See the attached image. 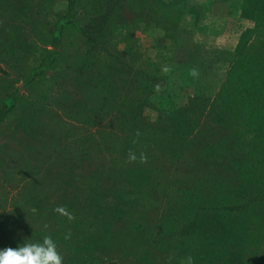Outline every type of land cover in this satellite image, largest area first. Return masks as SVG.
I'll return each mask as SVG.
<instances>
[{
    "label": "trees",
    "instance_id": "trees-1",
    "mask_svg": "<svg viewBox=\"0 0 264 264\" xmlns=\"http://www.w3.org/2000/svg\"><path fill=\"white\" fill-rule=\"evenodd\" d=\"M64 1V10L50 26L47 48L26 71L22 86L47 75L61 60L62 35L74 20L79 0ZM101 1V10L87 20L95 25L85 24L79 33L81 41L70 42L69 49L64 50L70 62L61 68L59 77L65 80L70 72L74 87L86 92L84 99H89L93 108L104 103L110 122L118 119L122 124L119 128L124 130L125 148L135 152L136 131L156 127L154 122L143 125L140 117L155 85L166 79L160 72L162 66L156 64L171 56L179 20L187 14L196 17L200 8L188 4L190 0ZM244 1H259L260 6L246 7L244 15L261 28L264 0ZM129 22L131 26L141 24L156 40L152 56L138 54V49L131 53L116 49L113 29L121 31ZM241 53L242 49L212 101L191 97L184 107L169 109L168 121L162 120L156 128L165 136L160 144L171 155L170 170L180 177H175L173 184L168 178V193L151 181L141 186L140 192L145 189L156 196L157 210L161 205L168 208V213L159 218L163 221L145 222L147 214L143 213L144 220H138L137 213L131 212L124 220L119 215L89 220L91 212L86 216L83 207L91 202L85 201L97 202L100 194L85 190L83 203L87 204L81 210L66 206L74 220L63 215L57 220H42L40 238L28 242L51 235L64 264H168L180 248L189 251L194 264H264V215L259 214L264 212V67L243 59ZM18 91L16 88L0 102V124L12 111ZM191 151L194 154L186 157L184 153ZM152 164L148 160L129 174L153 171ZM113 175L108 174L107 184L114 182ZM117 177L124 178L118 173ZM114 195L119 196L118 189ZM131 207L136 212L137 206ZM69 233L71 238L65 239ZM10 239L1 241L0 248L23 243Z\"/></svg>",
    "mask_w": 264,
    "mask_h": 264
},
{
    "label": "rangeland",
    "instance_id": "rangeland-1",
    "mask_svg": "<svg viewBox=\"0 0 264 264\" xmlns=\"http://www.w3.org/2000/svg\"><path fill=\"white\" fill-rule=\"evenodd\" d=\"M200 2L190 0L188 4L199 6ZM203 2L213 6L210 32L227 31L230 36L224 46L206 50L205 69L200 68L203 73L195 75L192 80L186 73L181 85L176 78L178 73L172 70V59L176 58L174 46L169 57L171 60H158L160 63L156 65L162 66L160 72L166 79L160 84L162 90L154 91L148 97L140 114L143 125L154 122L156 127L136 131L139 134L136 133L134 139L135 153L138 157L143 153L147 159L145 163L137 161L133 164L128 162L124 130L119 128L121 122L119 124L118 119L110 122L104 103L93 108L89 99H84L86 92L81 93L78 87H74L75 78L70 72L65 80L59 77L61 68L70 62L68 56H64V50L69 49L70 42H79L80 31L85 24L91 25L87 20L98 14L102 1L77 2L74 20L62 35L61 60L56 61L47 75L22 86L26 71L36 64L43 49L47 48L50 26L64 10L65 1L0 0V102L16 88L19 89L12 111L0 124V242H10L11 237L20 242L40 238L42 220L61 218L54 211L57 206H74L78 212L83 204H87L83 203L85 190L100 194L97 202L85 201L91 202L83 207L86 216L91 212L89 220H103L114 215L124 220L126 213L131 212L133 215L137 213L138 220H144L143 216L147 214L149 218L145 222L163 221L159 218L168 213V208L161 205L159 212L155 208L156 196L145 189L140 192L141 186L151 181L159 183L160 190L168 193V178L171 177L173 184L175 177H180L170 170L171 155L160 144L165 136L162 130L156 129L159 123L168 121L169 109L184 107L190 103L191 97L212 101L232 64L237 62L241 49L243 59L264 67V25L258 28L244 15L246 7L260 6L259 1ZM193 17L191 14L182 17L177 27H189ZM124 18L127 19V15ZM131 25L129 22V25L121 27V31L113 29L116 49L125 53L138 49V54L152 56V48L157 47L156 40L147 29L145 31L139 26L141 24ZM247 60L245 62L249 66ZM164 68L169 71H163ZM184 154L189 157L194 151ZM148 160L153 163V171L141 174L139 170L133 176L129 174L133 167L141 169L145 166L141 164H147ZM117 173L124 178L117 177ZM108 174H114L112 180L116 184H107ZM116 189L119 190L118 197L114 195ZM146 196L148 203L145 202ZM131 206H137L136 212ZM259 214L264 215V212ZM156 252L160 253V246L156 247ZM188 253L187 249L180 248L173 262L168 264H183Z\"/></svg>",
    "mask_w": 264,
    "mask_h": 264
},
{
    "label": "crops",
    "instance_id": "crops-1",
    "mask_svg": "<svg viewBox=\"0 0 264 264\" xmlns=\"http://www.w3.org/2000/svg\"><path fill=\"white\" fill-rule=\"evenodd\" d=\"M198 4L200 10L198 15L193 17L191 25L178 27L175 35L176 58L175 60L172 59V70L178 73L176 78L180 80V85L182 81H185L184 75L186 73L191 75V80L195 75L199 76L200 73H203L204 70L200 68L205 69L206 50L211 51L219 46H224L230 36V32L227 31L210 32V26L214 19L213 6L211 3L203 2V0ZM193 69L196 71L195 75H192Z\"/></svg>",
    "mask_w": 264,
    "mask_h": 264
},
{
    "label": "clouds",
    "instance_id": "clouds-1",
    "mask_svg": "<svg viewBox=\"0 0 264 264\" xmlns=\"http://www.w3.org/2000/svg\"><path fill=\"white\" fill-rule=\"evenodd\" d=\"M163 71L167 72L169 69L164 68ZM195 74L196 71L193 69L192 75ZM161 90L162 88L160 84L155 85V91L159 92ZM146 159L147 158L143 153L138 157L132 150H129L128 152L129 163L134 164L137 161L145 163ZM54 211L67 217L69 221L75 219L74 215L62 205L57 206ZM44 227L45 229L48 228L47 225ZM70 238V233L65 236V239ZM0 264H64V258L58 251L57 243L52 236L45 235L42 241L39 242H23L16 248L7 247L0 249ZM183 264H194V258L191 255H188L183 261Z\"/></svg>",
    "mask_w": 264,
    "mask_h": 264
}]
</instances>
